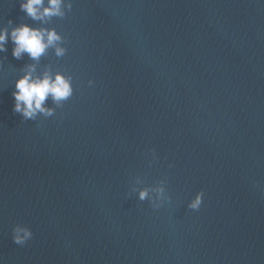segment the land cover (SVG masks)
<instances>
[{
    "label": "water",
    "instance_id": "1",
    "mask_svg": "<svg viewBox=\"0 0 264 264\" xmlns=\"http://www.w3.org/2000/svg\"><path fill=\"white\" fill-rule=\"evenodd\" d=\"M20 3L0 0V27H54L67 50H0L4 264H264V0H72L43 23ZM33 63L74 91L25 120Z\"/></svg>",
    "mask_w": 264,
    "mask_h": 264
},
{
    "label": "clouds",
    "instance_id": "2",
    "mask_svg": "<svg viewBox=\"0 0 264 264\" xmlns=\"http://www.w3.org/2000/svg\"><path fill=\"white\" fill-rule=\"evenodd\" d=\"M20 7L33 20L46 22L52 17L65 15V8L72 7V0H21ZM11 24V21H9ZM11 39L13 42L12 54L20 58L27 53L33 61H39L48 48L54 47L57 56H63L66 48L63 46L64 37L54 27L32 26L21 23L13 26L11 30L7 26L0 27V50H3L6 42ZM89 85L94 82L89 80ZM73 83L70 75L61 71L53 73L45 69L41 73L36 72V64L26 66L23 75L15 82V89L12 93L15 103L13 111L20 113L25 120L36 118L38 115L52 116L54 109L46 106L45 101L51 99L59 104L66 101L73 94ZM153 151V156H155ZM155 199L166 198L164 188L155 189ZM140 200L152 198L148 188H141L138 192ZM204 199L203 191H198L188 203V207L198 210ZM159 205L154 204V207ZM33 236L30 227L22 223H16L12 228V239L17 245H24ZM0 264H4L0 258Z\"/></svg>",
    "mask_w": 264,
    "mask_h": 264
}]
</instances>
